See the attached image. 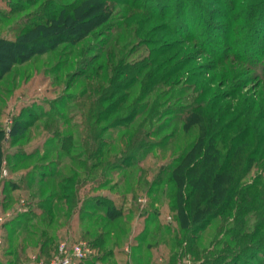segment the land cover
I'll return each instance as SVG.
<instances>
[{
  "label": "rangeland",
  "instance_id": "1",
  "mask_svg": "<svg viewBox=\"0 0 264 264\" xmlns=\"http://www.w3.org/2000/svg\"><path fill=\"white\" fill-rule=\"evenodd\" d=\"M45 1L0 0V37L14 38L19 21ZM101 1L108 18L94 34L16 64L0 79V124L12 128L21 109L30 117L25 118L24 130L7 135L11 142L6 150L16 156L4 162L7 175L0 184L4 212L12 213L4 227L0 264L17 260L30 264L34 257L49 260L62 242L85 241L92 247L81 232H101L105 239L101 253L94 249L84 264H204L208 251L223 248L215 244L223 238L217 231L219 221L198 234H178L176 215L168 208L174 189L170 170L195 142L200 119L208 120L217 104L229 122L240 119L254 129L264 128V11L260 10L264 5H255V0H229L231 5H222V0L128 1L149 5L145 14L126 6L125 0ZM54 2L62 9L79 0ZM146 40L157 44L146 46ZM155 48L162 49L166 67L175 66L177 74L144 96L134 118L104 132L119 161L88 176L90 158L81 146L76 104L85 91L86 75L99 70L107 76L122 51L127 60L137 62ZM139 85L138 81L131 88L130 101H137ZM201 91L208 106L195 118L198 124L186 132L185 118L193 120L186 114L187 106ZM54 123L60 126L58 135L54 126L49 128ZM140 129L150 133L147 141L140 135V141L130 142V135ZM63 135H73L65 146L59 140ZM255 174L254 169L247 179ZM67 177L75 180L64 185ZM83 179L76 193L62 189ZM9 181L19 184L13 189ZM64 193L78 204L76 211L69 206L78 221L73 233L66 225L72 219L66 216ZM104 198L116 201L123 214L110 218ZM50 209L55 217L49 232L57 240L55 249L44 256L37 243L48 226L44 217ZM101 254L107 255L103 262L96 260Z\"/></svg>",
  "mask_w": 264,
  "mask_h": 264
},
{
  "label": "trees",
  "instance_id": "2",
  "mask_svg": "<svg viewBox=\"0 0 264 264\" xmlns=\"http://www.w3.org/2000/svg\"><path fill=\"white\" fill-rule=\"evenodd\" d=\"M125 1L129 4L126 6L142 10L141 12L144 10L145 14L150 7L131 5L132 0ZM255 1H257L255 5H264V0ZM94 2H98V5ZM221 3L231 5L229 0H222ZM260 10L264 11V8L261 6ZM104 11L105 5L101 0H79L77 5L62 9H59L54 0H46L33 13L19 21L20 28L14 38L0 37V79L16 64L25 63L34 56L56 49L61 44L78 43L94 34V30L108 18L104 17ZM187 37L191 38L190 35ZM156 44L144 41L146 46L153 47ZM148 51L151 55L137 62L127 60L122 51L117 63H111L107 76L99 70H93L86 75L85 91L76 99V104L80 114L81 146L90 158L91 171L86 173L88 176H92L91 174L99 167L107 170L109 168L107 166L119 161V156L111 153L108 148L109 144L103 138L104 132L111 126L120 125L134 118L138 114V103L144 96L158 83L170 80L177 74L175 66L172 69L166 67L168 64L166 59H162L165 53L159 52L162 49ZM138 81L140 88L137 101H130L131 88ZM204 98L205 94L201 91L193 104L187 106L186 114L193 117V120L185 118L186 132L192 128L191 124H198L195 118L201 117L208 106L205 105ZM195 103L198 105H194ZM217 106L218 104L212 108L208 120L200 119L195 142L170 170V180L174 189L168 208L176 215L178 234L183 232L198 234L205 231L214 220L219 221L217 231L223 238L215 244L223 248L217 253L208 251L206 253L208 259L203 258L204 264H264V128L254 129L249 122H241L240 119L229 122L230 119L226 120V111ZM25 111L21 109L12 128L5 129L0 124V184L4 162L7 163L9 157L16 156L6 150L11 142L9 136L13 137L16 130H24L28 124L25 118L30 117L25 116ZM55 125L57 124H50L49 128L54 126L55 135H58L61 129L59 125ZM140 135L147 141L150 133L143 129L137 133L133 132L130 135V142L140 141ZM72 138L73 135L59 136L63 146L67 144V139ZM126 158H131L130 154L126 155ZM77 163H80L78 159ZM254 169L255 176L248 180ZM75 174L73 171L72 175ZM74 180L67 177L62 182L65 185L71 184ZM84 180L75 185L73 183V186H63L62 189L66 192L74 190L76 193ZM8 183L13 189L19 184L16 181ZM63 198L65 203H68L66 216H71L69 206L76 211L78 204L71 200L68 193H64ZM76 201H79L78 198ZM102 203L107 206L110 218L123 214L116 201L104 198ZM5 205V202H0V212H4ZM54 217L51 209L45 213L44 222H47L48 226L42 230L37 243L39 252L45 254L44 256H48L49 252L55 249L57 237H51L49 232L53 227ZM69 219L72 220L66 222V225L69 224L68 230L73 229V233L78 221L72 216ZM72 233H69L70 237H73ZM81 234L100 254L105 245L104 233L100 232L98 235L95 232H81ZM191 247L195 249L197 246ZM105 256L107 255H97L96 260L103 262ZM96 260L94 261L97 263ZM85 261L79 264H84ZM16 262L21 264V261Z\"/></svg>",
  "mask_w": 264,
  "mask_h": 264
},
{
  "label": "built area",
  "instance_id": "3",
  "mask_svg": "<svg viewBox=\"0 0 264 264\" xmlns=\"http://www.w3.org/2000/svg\"><path fill=\"white\" fill-rule=\"evenodd\" d=\"M7 175V169H2L1 178ZM24 203V201L22 200ZM12 213L9 211L0 212V249L4 243V227L11 220ZM94 254V249L85 241L74 244L62 242L57 252L49 259L34 257L30 264H79Z\"/></svg>",
  "mask_w": 264,
  "mask_h": 264
}]
</instances>
